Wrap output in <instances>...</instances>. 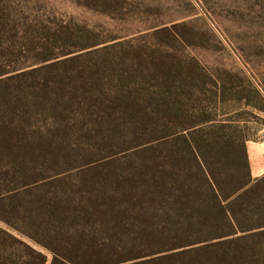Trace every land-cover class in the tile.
Here are the masks:
<instances>
[{
  "label": "trees",
  "instance_id": "1",
  "mask_svg": "<svg viewBox=\"0 0 264 264\" xmlns=\"http://www.w3.org/2000/svg\"><path fill=\"white\" fill-rule=\"evenodd\" d=\"M45 28L2 52L0 264H264V176L239 124L260 92Z\"/></svg>",
  "mask_w": 264,
  "mask_h": 264
},
{
  "label": "rangeland",
  "instance_id": "2",
  "mask_svg": "<svg viewBox=\"0 0 264 264\" xmlns=\"http://www.w3.org/2000/svg\"><path fill=\"white\" fill-rule=\"evenodd\" d=\"M66 25L93 30L95 40L106 42L97 49L115 46L109 51L115 57L124 48L143 49L168 66L191 69L196 64L231 92L251 85L264 100V0H0V36L5 38L0 40V69L9 60L2 56L9 40L17 54L26 55L35 48L32 36L47 35L45 27ZM207 85L201 96L221 114L216 88ZM232 98L223 112L240 108ZM240 114L239 124L251 138V166L264 171V145L259 154L250 149L251 142H264V111L246 107Z\"/></svg>",
  "mask_w": 264,
  "mask_h": 264
},
{
  "label": "crops",
  "instance_id": "3",
  "mask_svg": "<svg viewBox=\"0 0 264 264\" xmlns=\"http://www.w3.org/2000/svg\"><path fill=\"white\" fill-rule=\"evenodd\" d=\"M251 143L253 144V146H251L250 149H253V151H256L257 154H259L263 150L264 142L263 143L251 142ZM251 170H252V176L254 179L261 178L264 176V171H261V169L257 167L256 165L254 166V164H252Z\"/></svg>",
  "mask_w": 264,
  "mask_h": 264
}]
</instances>
